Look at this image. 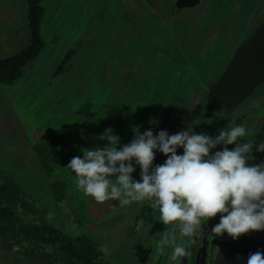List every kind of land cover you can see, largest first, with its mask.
Instances as JSON below:
<instances>
[{
    "label": "rangeland",
    "instance_id": "rangeland-1",
    "mask_svg": "<svg viewBox=\"0 0 264 264\" xmlns=\"http://www.w3.org/2000/svg\"><path fill=\"white\" fill-rule=\"evenodd\" d=\"M175 2L44 0L43 51L11 85L0 83V172L31 195L38 217L66 233L84 232L95 240L107 264H147L155 239L168 230L147 206L121 208L115 201L97 204L83 196L75 189L73 174L64 167L73 156L81 155L80 147L103 146L106 142L94 137L105 128L111 127L120 137L118 147L129 143L132 126H140L143 114L155 104L146 97L142 81L118 93L125 69L135 71L137 77L160 71L161 87L178 91L165 93L158 124L147 126L154 134L159 129L171 134L175 121L176 132L189 124L197 133L213 136L228 123H241L251 129L248 139L252 143L257 120L263 115L251 103L264 84L230 113L219 105L205 108L200 97L224 71L237 46L264 19V0H202L190 9H178ZM130 13L142 28L135 22L125 23ZM29 42L26 0H0V58L17 54ZM69 49L77 53L55 75ZM190 100L198 102L195 121H180ZM201 124L202 129L197 128ZM41 144L50 147L52 178L34 151ZM163 160L157 153L154 163ZM139 171L137 166L133 173L137 180ZM54 179L67 184L63 203L53 196ZM140 218L147 231L137 234L135 224ZM218 220L219 216L211 218L207 229ZM164 251L167 254L170 249L165 246ZM0 264L46 263L17 247L0 248Z\"/></svg>",
    "mask_w": 264,
    "mask_h": 264
},
{
    "label": "clouds",
    "instance_id": "clouds-1",
    "mask_svg": "<svg viewBox=\"0 0 264 264\" xmlns=\"http://www.w3.org/2000/svg\"><path fill=\"white\" fill-rule=\"evenodd\" d=\"M140 127L132 126L133 138L122 147L114 130L105 128L94 137L105 141L103 146L80 147L81 155L64 167L73 174L76 191L97 204L115 201L121 208L138 204L151 209L168 229L155 239L153 264L160 259L181 264L188 246L202 237L227 235L235 241L264 232V161L251 162L249 127L228 123L214 136L197 133L189 124L171 134L167 129L141 132ZM256 151L264 152V143ZM157 153L164 157L162 163H154ZM137 166L139 180L133 176ZM217 216L218 223L207 229V222ZM144 231L140 218L135 232ZM246 264H264V251L250 253Z\"/></svg>",
    "mask_w": 264,
    "mask_h": 264
},
{
    "label": "trees",
    "instance_id": "trees-1",
    "mask_svg": "<svg viewBox=\"0 0 264 264\" xmlns=\"http://www.w3.org/2000/svg\"><path fill=\"white\" fill-rule=\"evenodd\" d=\"M26 2L30 42L17 54L0 58L1 84L11 85L21 77L25 66L29 62L37 59L45 47L42 36V22L44 17L42 4L44 0H26ZM137 11H140V7L137 8ZM131 22H135L137 27L140 26L142 28V25L132 18V13L128 14L125 20V23ZM76 53L77 50L75 49H69L67 51L60 65L57 67L55 75L60 74L64 70ZM125 70L126 77L122 79V82L117 84L118 93L120 94L121 90H130L131 85L135 81L137 85L142 81L147 87V90H145L146 97L149 95L150 99L155 103L143 114V121L140 125V131L143 132L148 128L147 126L150 122H152L153 127L158 124L162 102L166 101L165 93H178V91L176 92L172 89L167 90L161 87L159 82L163 83V77L160 71L152 74L142 72L137 77L135 71ZM205 95L200 97V99ZM118 101L119 99L117 98ZM196 108H198V102H191L186 115H180L182 118L179 120L195 121ZM179 112L181 111L179 110ZM210 117L213 120L216 119L213 116ZM176 122H174L175 127L177 125ZM175 127L171 133L176 132ZM202 127L203 124L197 128L202 129ZM262 143H264V122L253 143L252 163L264 161V152L256 151V148ZM34 151L39 158L45 174L47 177L52 178L55 171L53 161L50 157V147L42 144L36 145ZM51 190L58 203L65 201L67 197L66 183L60 179H54L51 182ZM33 204V198L26 190L18 185L15 180L0 172L1 249L13 250L18 247L21 248V252L25 253L26 256L40 261L43 260L46 264H107V262L102 260L99 245L95 240L89 238L84 232L71 235L62 231L54 224L38 217Z\"/></svg>",
    "mask_w": 264,
    "mask_h": 264
},
{
    "label": "water",
    "instance_id": "water-1",
    "mask_svg": "<svg viewBox=\"0 0 264 264\" xmlns=\"http://www.w3.org/2000/svg\"><path fill=\"white\" fill-rule=\"evenodd\" d=\"M202 0H176L178 9H190ZM264 83V19L235 49L233 56L218 79L208 87L201 104L206 108L219 105L227 113L255 93ZM264 251V232L242 235L232 240L225 235L218 247L213 264H246L250 253ZM199 256V255H198ZM205 250L196 264L206 263ZM198 261V262H197ZM184 263V258H182Z\"/></svg>",
    "mask_w": 264,
    "mask_h": 264
},
{
    "label": "flooded vegetation",
    "instance_id": "flooded-vegetation-1",
    "mask_svg": "<svg viewBox=\"0 0 264 264\" xmlns=\"http://www.w3.org/2000/svg\"><path fill=\"white\" fill-rule=\"evenodd\" d=\"M259 88H260V86L257 88V90ZM263 93H264V85L261 86L259 94L257 95L256 98H254L252 100V103H251V105H254V107L256 108L255 111L263 110V115L261 116V119L257 120L258 121L257 123H258L259 126L257 128V131H256L255 135H254V140H253L252 144L256 140V137H257V135H258V133H259V131L261 129V126H262L263 122H264V95H261ZM251 96H253V95H251ZM214 120H216V119H214ZM222 239H223V237L220 238V240L218 238V241H217V239L216 240L214 239V242L211 243V239H207V238H204V237L200 238L194 244H191V245L188 246V249H187V253L188 254L184 257V263L181 260V264H196V259L199 258L197 260L198 261L200 260L201 256L203 255L204 250H205V256H206V258H205L206 259V263L205 264H213L215 256H216V253H217V250H218V247H219ZM185 241H187V238H185ZM150 259L146 260L147 264H149V260ZM159 264H161V260L159 261Z\"/></svg>",
    "mask_w": 264,
    "mask_h": 264
}]
</instances>
